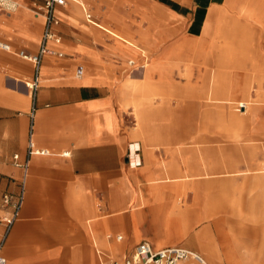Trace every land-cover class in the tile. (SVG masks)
<instances>
[{"label":"crops","instance_id":"1","mask_svg":"<svg viewBox=\"0 0 264 264\" xmlns=\"http://www.w3.org/2000/svg\"><path fill=\"white\" fill-rule=\"evenodd\" d=\"M13 1L15 10L0 11V39L13 49L35 52L42 12L33 0ZM263 7L264 0H66L55 10L60 41H49L63 56L43 57L33 97L25 85L33 64L0 49V253L5 264H104L143 240L156 248L185 247L210 264H264V171L254 177L264 160L251 158L259 153L255 148H264L259 138L264 132L257 131L264 127L263 102L257 105L263 110L259 120L246 131L242 114L248 112L249 92L244 85L224 83V102L230 92L241 98L224 103L225 123L228 115L236 117V130L226 124L223 140L236 135L251 142L236 148L234 159L223 146L224 171L188 175L181 163L186 149L172 126L180 98L170 97L167 107L164 99L140 100L133 91L148 90L149 83H127L150 75L145 49H154L152 58L162 60L172 45L191 43L214 25L224 28L226 19L236 18V9L256 18L264 32ZM253 40L260 43V36ZM159 85L151 86L158 92ZM261 89L264 84L259 96ZM33 106V140L45 152L30 157L24 203L4 237L3 217L10 208L2 196L18 190L23 171L12 155L22 159L25 154ZM216 176L220 179H197ZM212 181L223 183V212L214 209V196L199 190ZM187 260L179 264H198Z\"/></svg>","mask_w":264,"mask_h":264},{"label":"rangeland","instance_id":"2","mask_svg":"<svg viewBox=\"0 0 264 264\" xmlns=\"http://www.w3.org/2000/svg\"><path fill=\"white\" fill-rule=\"evenodd\" d=\"M261 11V15L264 17V7ZM235 17L233 19L230 16L226 19L224 28L220 24L219 26L214 25L209 33H204L191 43L187 40L172 45L171 48H167L168 50L165 48V58L162 60L158 61L155 57L152 58L154 49H145V53L149 56L145 69L149 70L150 75L147 74L141 81L127 80V83L133 84L149 83L148 90L133 91L134 96H139L140 100H151V97L164 99L167 107V100L170 97L175 95L180 98L181 108H178L174 113L175 123H172V126L179 135V146L181 149H186L185 156H181V163L188 167V175H195L194 173L198 171L209 173L224 171L223 146L228 150V158L234 159L236 148H240L242 143L250 141L247 139L248 137H244V141L242 138L236 139V135H227L229 139L223 140L226 124L236 130V122L234 123L236 117L228 115L225 118V123L224 110L227 109H224V103L232 105L229 101H232L233 98L234 100L241 98L239 93L232 97L230 94L233 92H230L228 93L230 96H227L228 100L224 102V83L234 85L233 87L244 85L245 90L249 92L247 97L249 102L247 101L246 104L248 112L245 116L242 114L246 121V131L251 124L259 120L263 111L257 105L262 101L264 106V89L259 90L263 92L262 96L258 95V89L262 88L264 84V32H261L260 23L256 18H247L238 9L235 11ZM239 18L242 23L239 22ZM259 36L260 43H256L253 39ZM116 40L127 48L136 50L121 40ZM129 40L134 42L132 39ZM254 52L259 53L257 58H255ZM139 63L136 64L139 65ZM123 72L127 74L126 71ZM159 72L166 74L158 76ZM157 83L160 84L158 92L154 91L151 86ZM252 85H256L257 89ZM132 87L135 89L134 86ZM254 89H256L257 95ZM231 110H235V108L232 107ZM248 121L252 123L247 124ZM257 131L264 132V127L258 126ZM188 136H195V139L190 140L187 138ZM259 138L263 143L264 135H260ZM260 147L255 148L260 155L258 153L251 158L264 160V148L260 149ZM257 170L255 178L257 175H263L264 164L258 166ZM197 179L198 181L216 180L220 179V176L197 177ZM208 184L209 187L204 188L205 190L199 189L201 194L203 193V196L207 198L209 194L214 196L212 201L214 209L223 212V198L219 195L220 190L223 191V187L220 186L223 183L212 181ZM183 191L185 192V188H182V195L185 194ZM207 264L210 262L208 261Z\"/></svg>","mask_w":264,"mask_h":264},{"label":"built area","instance_id":"3","mask_svg":"<svg viewBox=\"0 0 264 264\" xmlns=\"http://www.w3.org/2000/svg\"><path fill=\"white\" fill-rule=\"evenodd\" d=\"M37 5V8L43 15V30L41 33V39L39 47L35 52H29L24 49H13L10 43L0 39V49L6 52H14L16 55L24 60L30 61L34 67V73L31 79L25 82V85L31 90L32 97L38 87L39 81V67L44 56H56L62 57L63 52L53 48L49 45V41L59 42L60 37L55 32V26L58 25L59 19L55 13L56 7L65 4L66 0H33ZM17 8V3L13 0H0V11H13ZM132 65V61L128 62ZM34 106L31 109L29 132L26 141L25 154L22 159L18 153L12 155L14 165L22 169V177L18 184V190L16 193H5L2 196V202L6 207L10 208L7 215L3 217L5 223V229L3 236L9 232L14 221L19 217L20 210L24 203L25 198V179L28 172L29 160L32 155L44 154L43 149L36 147L32 135V116ZM131 147V144H130ZM129 147V148H130ZM134 151H138L136 148ZM131 148L128 152V159L130 158ZM119 235L116 239H120ZM193 259L198 264H206L202 257L193 250L187 249L179 245H170L165 247H154L147 241H140L133 249L123 256L121 259L110 258L104 264H177V262ZM6 259L0 253V264H5Z\"/></svg>","mask_w":264,"mask_h":264},{"label":"bare ground","instance_id":"4","mask_svg":"<svg viewBox=\"0 0 264 264\" xmlns=\"http://www.w3.org/2000/svg\"><path fill=\"white\" fill-rule=\"evenodd\" d=\"M132 63H133V61H132ZM131 162V161H130ZM136 163V162H135ZM134 163V164H135ZM137 164V163H136ZM197 253V252H196ZM199 254V253H198ZM200 255V254H199ZM201 256V255H200ZM202 257V256H201ZM202 259H203V257H202ZM204 260V259H203ZM182 261H188L187 259L186 260H182ZM182 261H179V262H177V264H179L180 262H182ZM205 261V260H204ZM206 262V261H205ZM207 263V262H206Z\"/></svg>","mask_w":264,"mask_h":264}]
</instances>
